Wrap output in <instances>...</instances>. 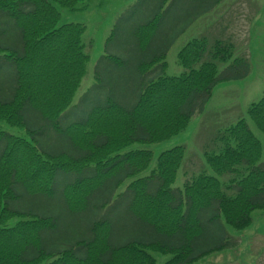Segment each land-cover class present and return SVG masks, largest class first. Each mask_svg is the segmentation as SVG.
I'll return each mask as SVG.
<instances>
[{
	"label": "trees",
	"instance_id": "1",
	"mask_svg": "<svg viewBox=\"0 0 264 264\" xmlns=\"http://www.w3.org/2000/svg\"><path fill=\"white\" fill-rule=\"evenodd\" d=\"M84 2L0 0V49L9 50H0V70L9 71L0 85V119L24 126L30 137L0 130V264H155L151 251L169 254L164 264H193L236 245L227 226L245 229L264 209V141L246 118L220 130L203 153L215 174L202 170L183 188L172 184L185 146L163 151L153 166L152 150H121L184 130L219 79L249 74L248 57H233L232 40L196 37L178 52L183 72L168 74L166 57L183 28L157 37L161 9L134 30L141 54L132 95L88 100L91 90L74 104L90 60L86 25L56 26V4L74 11ZM10 29L15 40L5 44ZM103 61L118 72L127 64L118 54ZM220 64L228 65L219 73ZM78 110V119H67ZM248 116L264 135V94ZM51 131L58 145L43 140ZM44 199L60 211L21 205ZM120 203L124 224L116 232L112 213ZM19 214L25 218L8 225ZM68 217L79 225L71 228Z\"/></svg>",
	"mask_w": 264,
	"mask_h": 264
},
{
	"label": "rangeland",
	"instance_id": "2",
	"mask_svg": "<svg viewBox=\"0 0 264 264\" xmlns=\"http://www.w3.org/2000/svg\"><path fill=\"white\" fill-rule=\"evenodd\" d=\"M161 1L85 0L83 4H86V7L74 11L56 4L61 11V18L56 26L66 22H81L86 25L85 42L90 60L74 104L86 93L89 95L91 90L88 100L96 97L104 99L108 96L118 99L132 95L136 65L141 54L134 30L161 9L164 13L157 37L163 38L171 30L178 31L183 28L170 46L166 57L168 74L178 75L183 72L184 68L178 62V52L196 37H206L209 44L216 38L232 40L236 47L233 57H248L249 74L239 79H219L204 111L196 113L184 130L163 141H136L121 150L122 153L138 149L152 150L153 166L163 151L177 145L185 146L184 162L172 184L174 188H183L187 179L202 170L206 169L208 173L215 174L206 163L203 153L215 146L213 141L220 130L223 132L239 118H246L255 134L264 141L262 131L248 116L249 106L264 94V0H207L204 3L195 0H168L165 5H162ZM5 27L3 24L0 29ZM14 40V31L10 29L4 43L9 44ZM109 54L122 55L126 59L127 64L123 71L118 72L112 63L103 61V56ZM227 65L220 64L219 73ZM8 78L9 71L0 70V85ZM88 103L89 101L85 105ZM81 113V110L74 111L67 119L76 120ZM0 130L18 135L27 133L24 126L11 125L1 119ZM26 135L29 137L28 133ZM43 140L53 145L59 143L57 135L52 131L47 132ZM148 173L149 170H146L135 177ZM227 178L228 176L221 177L223 181ZM21 205L29 208L44 206L55 212L60 211L56 201L45 199L39 202L24 201ZM122 210L123 204L120 203L112 213L117 220L116 232H119L124 224ZM22 218L25 216L19 214L11 218L8 225H14ZM68 223L71 228L79 225L71 217H68ZM227 228L231 236L238 241L237 244L207 255L193 264H264V209L253 212V222L245 229L237 230L230 226ZM151 252L156 256L155 264H164L170 258L169 254Z\"/></svg>",
	"mask_w": 264,
	"mask_h": 264
}]
</instances>
